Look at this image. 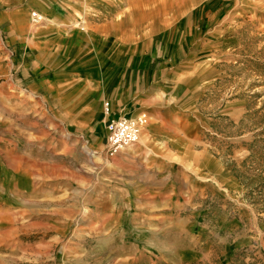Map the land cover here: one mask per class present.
Wrapping results in <instances>:
<instances>
[{
  "label": "rangeland",
  "instance_id": "obj_1",
  "mask_svg": "<svg viewBox=\"0 0 264 264\" xmlns=\"http://www.w3.org/2000/svg\"><path fill=\"white\" fill-rule=\"evenodd\" d=\"M58 3V33L78 34L56 69L21 19L0 23V264H264V0ZM68 50L81 88H60ZM112 64L115 83L96 72ZM140 115L110 156L106 122ZM147 188L179 206L153 230L134 225Z\"/></svg>",
  "mask_w": 264,
  "mask_h": 264
},
{
  "label": "crops",
  "instance_id": "obj_2",
  "mask_svg": "<svg viewBox=\"0 0 264 264\" xmlns=\"http://www.w3.org/2000/svg\"><path fill=\"white\" fill-rule=\"evenodd\" d=\"M7 4H12L10 13L14 11H18L19 13H17L16 15H14V13H11V15L9 16H5L4 14H2L3 12L6 11L4 10L5 9L4 7H6ZM61 10L62 9L59 7L58 0H0V23L6 24L7 21H9V23H13L16 20H20V19L24 20V22L20 20L19 27H21L22 29L23 28L29 29V31L32 34V37L30 38V42H33V43L35 42L34 39L37 36V34L38 36H40L39 41H41V44L38 46L39 52H37V54L43 57L45 60H49V65L51 66V68L56 69V67L61 64L59 60V53H56V52L58 51V48L61 45H63L62 41L64 39H67L68 42L73 43L75 39H73L72 40L73 42H71L70 38H73L76 34H78L77 30H73V32L69 33L70 35V38H69V36H66L64 32L58 33L60 30L58 29L60 21L62 20V18H65L64 14L61 13ZM28 11L29 12L35 11L38 14L39 12H41L44 15L45 19H41L38 22H34L32 25H29V21L28 19L26 20V17L24 16L25 13H23V12H28ZM52 19H54L55 22H53ZM90 33L91 32H87V34H89V37L91 36ZM41 45H42V48H41ZM93 47L97 48L96 44H93ZM73 52H74L73 50H68L67 58L70 57V60L65 58L66 60L65 66H71L72 69L73 67L76 69L73 71H71L72 69H69V71H71V75H72L71 77H73V79L69 80L68 78H65L64 81H60L59 82V84L61 83L60 88L64 87V89H77L83 86V84L81 83L82 77H79V76L82 74L83 68H81V66L84 65V62H82L81 60L74 61L71 57H75L76 55L75 54L73 55ZM116 69L117 70H115V73H113L112 71H114V66L112 64L110 66H106L105 68H102L101 66L98 69H96L97 70L96 72L100 73V75L105 76V78L107 77V82L109 80L110 82L111 81L113 82L114 80V83H115V77H116L115 75L117 74L119 67ZM56 84L58 85L57 81H56ZM121 86L127 88V85H124V84L122 85L121 82H119L118 87L121 88ZM56 100L58 104H61L60 98H57ZM168 121H170L171 125H173L174 118L172 114H169L166 116L163 113L152 111V114L150 115L149 125H148L149 132L151 134L154 131L156 132L157 131L156 128L158 127L160 129L159 132L166 133L167 135L166 123ZM157 122L159 123L158 126L156 125ZM152 135L154 136L155 134H152ZM158 136H160L161 138L163 137L162 135H158ZM128 148L119 151L114 156H117V155H120L121 157L130 156V154L132 153L131 151H133V149H128ZM167 193H168L167 190H164V189L160 190L156 188H152V189L147 188L141 191V193L136 192L135 194L136 196L141 195V197H150L151 203L147 207H142V205L137 206V207H140V209H142V216L137 218L134 225H136L137 227H139V225H143L144 228L153 230V229L159 228L161 226L160 223L166 222L167 221L165 220L166 218H169L170 216H171L170 218L176 216L175 212L179 210V206H177L176 204H172L169 207H166L168 208L167 210L169 211L168 215H170L167 217L165 215L167 210L164 209L165 207L162 206V204H164L162 201L160 202V204L152 203L155 197L162 198L164 197V195H166L167 197L168 196ZM128 209H131V207H129ZM135 211H137L136 208L134 209V211H128L129 212L128 214L135 213ZM117 212L120 215L119 218L121 219V221H119L118 223V219H119L117 217L118 214L116 213L117 215H115L114 213L112 218L110 219V222H112L111 224L113 225L114 229H119V228L123 229L124 228V225H122L123 222L127 223L128 220L127 221L123 220L125 219L124 217L125 212L123 211V208H118ZM128 223L130 224L131 222H128Z\"/></svg>",
  "mask_w": 264,
  "mask_h": 264
},
{
  "label": "built area",
  "instance_id": "obj_3",
  "mask_svg": "<svg viewBox=\"0 0 264 264\" xmlns=\"http://www.w3.org/2000/svg\"><path fill=\"white\" fill-rule=\"evenodd\" d=\"M32 20H39V14L35 11L31 13ZM144 115H140L133 120L116 117L106 122L105 150L110 156L116 155L119 151L133 145L138 140L141 124Z\"/></svg>",
  "mask_w": 264,
  "mask_h": 264
},
{
  "label": "bare ground",
  "instance_id": "obj_4",
  "mask_svg": "<svg viewBox=\"0 0 264 264\" xmlns=\"http://www.w3.org/2000/svg\"><path fill=\"white\" fill-rule=\"evenodd\" d=\"M124 150V149H123Z\"/></svg>",
  "mask_w": 264,
  "mask_h": 264
}]
</instances>
